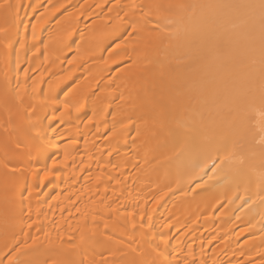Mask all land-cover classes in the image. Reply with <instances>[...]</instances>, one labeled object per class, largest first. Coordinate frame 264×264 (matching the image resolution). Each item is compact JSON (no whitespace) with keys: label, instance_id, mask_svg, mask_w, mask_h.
Masks as SVG:
<instances>
[{"label":"bare ground","instance_id":"bare-ground-1","mask_svg":"<svg viewBox=\"0 0 264 264\" xmlns=\"http://www.w3.org/2000/svg\"><path fill=\"white\" fill-rule=\"evenodd\" d=\"M29 1L37 3L38 0H13L14 11L11 12L8 0H0V45L5 47L0 50V110L5 116L0 115V152L4 156L0 159V202L12 184L15 190L6 201L19 196L24 188H28L34 198L38 189L49 191L58 178L66 175L61 181L66 188L62 193L58 190V199L52 201L51 207L42 212L39 206H30L27 214L33 213L38 220L50 212L62 214L68 210L65 217L68 219L72 215L74 218V212L69 213L70 198L99 194L100 200L111 202L101 204L103 202L96 196L101 202L102 209H99V201L90 197L97 206L90 200L82 203L86 206L82 216L88 220L90 230L93 229L91 225L97 226L92 221L99 225L106 219H115L117 224L113 230L119 234L123 230L117 222L118 208L115 203V207L110 204L121 197L129 202L137 192H133L131 184L125 180L118 183L116 174L123 177L130 163L138 161L140 156L130 151H123L122 159L107 156L119 149V143L114 144L120 136L126 138L130 133V128L124 131L119 122L127 123L128 118L138 117L134 136L144 148V170L154 190L144 199L142 193L138 200L146 204L148 198L155 199L153 208L144 211L145 204L140 207L141 213L135 220L149 219L154 224L164 213V219L168 215V219L177 222L174 234L183 231L180 234L183 242H168L167 235L154 238L155 233L169 230L172 227L169 223L153 230L148 239L151 223L142 226L134 220L128 227L132 226L131 230L139 233L133 235L137 241H127L133 234L130 230V236L124 231L120 234L121 237L129 236L125 242L126 237H120L123 241L119 242L114 232L104 236L102 242L105 245L117 242V249L113 250L126 251L132 264H264V12L260 0H156L153 8L160 15L154 19L155 23L148 19L150 5L146 0H131L126 8L127 14L132 15L130 34L125 42L115 46V51L104 54L106 47L125 31V27H120L99 44H92V38L99 37L92 32L80 34L76 43L81 62L93 58L99 61L86 66L89 77H100H95L96 73L112 67L110 63L115 66L123 61V67L114 71L110 80L101 82L98 93L92 92L95 86L90 85L91 78L86 87L84 83L73 85L50 103L47 112L32 113L29 117L34 134L24 142L21 136L23 112L43 103L37 100L39 85L32 82V75L38 68L34 64L40 54L37 44L42 42L41 35L45 31L33 25L27 33V23L19 14V6ZM108 1L95 0L98 10ZM134 10L144 11V14L130 13ZM165 13L167 17L162 18ZM91 15L96 29L104 27L109 20L99 13ZM69 26V20L61 22L50 38V50L45 49L43 53L52 51L55 57L62 54L68 43L65 30ZM74 37L75 32L72 33ZM25 57L26 61L19 60ZM24 64L26 67L21 71ZM65 83L58 85L57 92L68 84ZM115 90L119 104L114 103L115 95L106 100L105 94ZM132 98H135L133 105ZM85 99L94 108L86 120L81 121L75 115L83 111ZM61 102L62 112L56 114L55 108ZM58 122L65 126L60 135L66 143L61 145L56 129ZM157 142L161 143L158 147ZM33 150L49 153L51 158L42 156L37 165L14 157L16 152ZM103 150L108 153L104 155ZM119 161L120 164H116ZM27 175L29 182L25 184ZM161 202L164 203L162 209ZM20 206L13 208L5 203L0 217L12 214ZM159 206L165 212L159 209L156 212L159 215H153ZM86 209L96 211V216ZM40 220L35 223L41 231L44 227ZM72 220L66 223L70 229L68 226L67 231L62 229L68 232L64 233L65 237L61 235L63 231L59 236L53 234L55 231L49 234L51 229L46 232L44 228L47 234L42 231L43 236L37 237L34 243L54 247L72 240L74 225L69 222ZM125 226L122 227L125 229ZM200 227L203 230H199ZM142 228L144 232L140 233ZM236 228L241 229L234 235ZM9 229L0 230V237ZM27 231V236L32 234L31 230ZM23 236L26 240V235ZM239 236L252 237L240 243L237 242ZM183 244L186 250L180 254ZM193 246L196 248L192 249ZM207 249L211 252H200ZM103 250L110 251L108 246Z\"/></svg>","mask_w":264,"mask_h":264},{"label":"rangeland","instance_id":"rangeland-1","mask_svg":"<svg viewBox=\"0 0 264 264\" xmlns=\"http://www.w3.org/2000/svg\"><path fill=\"white\" fill-rule=\"evenodd\" d=\"M69 1H72V2H69ZM155 1L156 0H146V3L150 5V7H149L150 11L148 14V16H149L148 19L151 23H155L154 19H157L160 15L153 8V3ZM67 2H69L70 4H68ZM89 2H90V4H88ZM130 2H131V0H109L108 4L103 6L101 8V10H98L99 8H98V5L96 4L95 0H38L37 3H32L29 1L27 4L22 3L19 6V14L23 17L24 23L25 22L27 23V28H28L27 33L28 34L30 33L29 30L31 29V27L33 25H35V29L37 27V28H40L43 31H45L44 35H41L42 36L41 37L42 42L40 41L39 44H37L38 48L40 49V54L34 60V64L37 65L38 68L33 72V75H32L33 76L32 82H35L37 85H39V87L37 86L39 88L37 100H38V102L43 100V103L40 105L37 104L35 107L28 108V109L24 110V112H23V117L25 118V120L21 126L22 127V135L21 136H22V140L24 142L29 141V139H31L33 134H34V127L30 123V117H29L32 113L35 112L36 114H38L42 110L47 112L49 110L50 103L56 101L61 96H63L73 85H75V84L78 85L80 83H84L83 86L86 87L88 81L92 78V77H89V74H87L88 71L86 72V66L92 65V64H94V62L98 63L99 61H97V60L95 61L93 58L91 61L86 60V62L85 61L83 62V60H82V62H81L80 53L77 51V47H76V43L79 40L80 34H86V33L92 32V35L93 34L98 35L99 37L97 39H94V37L92 38L94 40V41H92V44H99V43L103 42L104 40L108 39V37L111 36L113 33H115L120 27H125V31L116 40H113L112 43H110L106 47L104 54L107 55L108 53L115 51V46L119 43L125 42L124 40H126L128 35L130 34V25L132 23V17H131L132 15H128L127 13H129V12L126 9ZM8 3L10 4V5H8V7L10 6V8H9L10 11L13 12L14 11V7L12 5L13 0H8ZM66 3H67V6H65ZM34 5L37 6L36 9L33 8V7H35ZM61 5H62V7L63 6L64 7L61 8ZM58 7H60V9H58ZM97 13L101 14L104 17H107L109 20H108V22H106L104 24V27L96 29V28H93V26H94L93 22L95 19H94L93 15H91V17H90L89 14H97ZM118 13H120V15H118ZM130 13H133L134 15L139 13V15H142V14H144V11L134 10V11H131ZM165 15H166V13L164 15H162L163 16L162 18L167 17ZM65 19L70 21V26L68 27V29L65 30V36H68V43H67L65 49L63 50L62 54H60L58 57H55V56H53L52 51L48 52L47 54L43 53V51L45 49L50 50V48H49V46L51 45L50 44L51 43L50 38H51V36H53L55 34L56 29L61 24V22ZM77 21H78V25H76ZM73 32H75L74 39L72 38ZM47 42H48V44H47ZM44 43H46L47 45ZM2 49H5V47L3 45H0V50H2ZM22 59H24L26 61V57L20 58L19 60H22ZM95 59H97V58H95ZM44 61H47V62H44ZM124 63L122 61V63H120L121 65L118 64L119 66L116 64L117 65V66L115 65L116 67L113 65L115 63H110V66H112V67H110L109 69L107 68L108 70L107 69L103 70V72H102V70H100L103 74L102 73L98 74V72H97L95 77H97V75H99L100 77L92 78L90 80L91 81L90 85L94 84L93 86H95L94 90L92 92L98 93L99 92L98 87L100 86L101 82L106 81L108 79L110 80L112 77H114L113 72L120 70L123 67L122 64H124ZM25 67H26V65L24 64L20 70L21 71L24 70ZM58 67H60V68L57 70ZM60 75H61V77H60ZM57 77H58V80L56 79ZM65 82L68 84L66 85ZM110 82L111 81H109V83ZM62 83L63 84L65 83L66 86H64V88L62 90L57 92L58 85H60ZM108 85L109 84H107V87H108ZM91 88H92V86H91ZM91 88H90V90H91ZM110 91H111V88H110ZM116 94H117V90H115L114 92H111V94H105L106 96H108L106 100L109 101L110 98L115 95L114 103L118 102V104H119V99H117ZM85 101H86V99L84 100L83 111H80L79 113H77V115H75V117L81 121H85L88 114L94 108L93 106H91L89 104V100L86 102ZM134 101H135V98H132V102H131L132 105L135 103ZM1 106H2V104L0 105V108H2ZM62 109L63 108H62V102H61L60 105H58V107L55 108V113L57 114V113L62 112ZM71 111H72V113H74V108H72ZM0 112H1L0 113V115H1L4 111L0 110ZM2 117H5L4 114H2ZM127 120H128L127 123H121L120 124V122H119V125H121L123 127L124 131L128 130L127 128H130L128 130V131H130V133L126 136V138L120 136V138L114 144V145H116L117 143H119L117 145V146H119L118 147L119 149L117 151H114V154L113 153L108 154L107 157L111 159V158L116 156L118 159H122L123 151H130V152L134 153V155L136 154V156H138V157L140 156V158H137L138 161H136L134 163H130V168H128V170L126 169V172H124V176H126V178H124V176L121 177L120 174L115 173L117 175L116 178L119 180L118 183L121 184V181L125 180L127 184H131L130 185L131 190H133V192H137V193L132 192L134 195L132 194L129 202L126 201L127 200L126 197H124V198L121 197L118 200L117 199L114 200V202L112 204L109 203L110 207L112 205H114V203L117 205V208H118L117 214H118L119 219H117V218L116 219H117V222L119 223V226H121V225L125 226V223H126L127 227L125 226V229H124V227L121 226L124 233L126 232L125 234H128V232H130L132 226L129 229L130 226L128 227V225L129 224L132 225L131 221H133V220L137 222L136 224H141L142 226H146V224L148 225V223H151V225L149 224L151 227H150L149 231L147 232L148 239L150 237L151 232H153V230L155 231V229L157 227L159 228V226L162 228V226H164V224L169 223L170 226H172V227L169 228V230L164 231L163 233H159V232L155 233L154 238H158L161 236L165 237L167 235L168 236V239H167L168 242H172V243L177 242L178 244H180L183 242L181 235H180L183 231L180 230V231H177L176 234H174L175 232L173 233L174 225H176L177 222L172 221L173 219H171V218L168 219V215H166L167 217H165V219L166 218L167 219L166 220L164 219V217L162 215L164 214L163 212H165V211L162 212V210H161L163 208L162 205H164V203H162V202H161L162 204L159 203L161 206V209L159 206L158 208L156 207L154 209L155 212H152L153 215H159V213H156V212H158L160 209L161 211H159V212L163 213L160 215V218H158V221H157L158 223L154 222V224H153V221L150 220L151 221L150 222L149 219H147V220L143 219L141 221L135 220L136 216L139 213H141V212H139L142 209L140 207H142L143 204H145L144 200L139 201L138 198H140L142 193H143L145 195L142 196V199H144L145 196L148 195V193L150 195L152 193V191L154 192V190H153V186L151 185L150 179L147 178L148 173H146L144 170V166H145L144 148L137 141L136 136H134L136 133V131H134V128L137 125L138 117L137 118H128ZM64 127L65 126L59 124V122L56 124V129L58 130V135H59L60 140H61L60 145L66 143V139L60 135V134H63V132H61V129H63ZM100 128H101V126L99 127V129ZM104 141H105V139L102 140L101 143H103ZM160 144H161L160 142L155 143L156 147H158ZM108 145L114 146L110 143H108ZM105 151L106 150H103L104 155H106L108 153L107 151L106 152ZM42 156H45L46 158H49V159L51 158V155L49 153H43L41 151H35V150H33L30 153L29 152H25L22 154L17 153V152L14 153L15 158L25 160L26 162L27 161L32 162V163H35L37 165L41 161ZM3 158H4V156H3L2 152H0V159L2 160ZM92 159L93 160L90 159L91 162H93L95 160L94 158H92ZM116 164H120V161H119V163H116ZM118 166L119 165H117V167ZM117 167H115L116 169L114 168V171H117L120 166L118 168ZM66 177L67 176L64 175V176H61L60 178H58V181L54 182V186H52L49 189L50 192L47 191L48 190L47 188L43 189V190L38 189V193L34 198L31 197V195L29 194V189L24 188L22 190V193L19 196L15 197L13 199H10V200L7 199V201H6V198H8L9 194L14 192V190H15L13 188V186H14L13 184H12L10 190H8L5 194H3L5 199H3L4 198L3 197L1 202H0V212L3 210L5 203H8L13 208L20 206V205L21 206L19 209H16V211L14 210V212H12V214L2 216L3 218L0 217V230L10 228L9 232H7V234H4L0 237V264H132L133 260H130V258H128V256L125 254L126 251H124V253H123V251L117 253L116 250H113V249H117L115 246L117 244V242L116 243L114 242L115 244H113V242H110L111 244L109 243L107 245H105L104 242H102V238L104 240V236H106V235L109 236V234L113 235V232H114L113 226L115 224H117L115 219H110V218L106 219L105 222L101 221V222H99L100 224L98 225L97 222L92 221V218H90L89 222L92 221L93 222L92 224L96 223L97 226H95V228H97V229L94 228V225H91V226H93V227H91V228H93L91 230L87 226L88 220L84 219L83 218L84 216H82V214H85L84 213L85 209H83V208H86V206H83L84 204H82V203H88L89 202L88 200H90V197H92V194L90 195V197H88L89 196L88 195L87 198H85V197L82 198V196H77V197L73 196L74 198L72 197L69 200L70 203H68V204H69V208L71 209V212L69 211V213L74 212V213H72L74 218L71 215V216H68V219H73V220L75 219L74 221L72 220L69 222H71V225L72 224L74 225V230L76 228V230H75L76 232L74 230H72L71 236H73V237L75 236L74 238L72 237V240L69 241V239H68V242H63L62 244L60 243V245L58 244L57 246H54V247H52L51 245L45 246V244H47V243H44V244H35L34 243L36 241L37 237L38 238L42 237L43 234L46 235L47 234L46 232H48L50 229H51V231H49V234L53 233L55 231L53 234H56V235H59L60 232H62L63 230H66L65 229L66 226H68L70 229V226L66 224V223H68V219L65 217V215L67 214L66 212L68 210H64L62 214H59L58 212L55 211L56 213L50 212L49 214L45 215L44 217H39L38 220H40V219L43 220V221L40 220L41 221L40 224L42 227L45 228V229L44 228L43 229L46 230V232L43 229H41V231H40L37 228L39 226V225L37 226L39 221L37 220V218H35L36 215L34 216L32 213L31 215H33L34 217L31 215H30L31 216L30 217L29 214H27V212L29 210L28 208L30 206H39L40 208H38V207L37 208L42 210V212H43V210H46L47 208L49 209L51 207V205L54 203V202L52 203V201H55L56 199H58V196H56V195H58V192L60 191V193H62L64 191V189L66 188V185L64 186V185H62L63 183H61V181H63L64 178H66ZM28 180H29V176L27 175L26 180H24V183L27 184L29 182ZM110 185H111V183H110ZM119 186L121 187V185L118 184V187ZM115 187H117V184L115 185ZM154 194L155 193L152 194L153 197H154ZM158 194H161V192H159ZM98 195L99 194L93 196L94 198L92 197L91 199H95L97 196V198L100 200L101 196L99 195V197H98ZM97 198H96V201H99V200H97ZM125 198H126V200H125ZM83 199L85 200V202H83L84 201ZM86 199H87V201H86ZM154 199H155V197L154 198L151 197L150 200H149V198L147 199V201H146L147 203L143 207L144 211H147L148 209L153 208ZM105 200H108V199H102L101 198L100 201L103 203H101L99 201V206L95 205L96 203H93V202H96L95 200L94 201L90 200V201H92L91 202L92 205L94 204L95 207L97 206L99 208V207H101V204H104V202H106V203L111 202V201L107 202ZM121 200L124 203L118 202ZM152 200H153V202H152ZM106 205H108V204H106ZM116 205H114L113 207H115ZM89 207H90V205H89ZM82 209H83V212H82ZM101 209H102V207H101ZM86 210L88 211V209H86ZM92 211H88V212L94 213ZM31 212H34V209L32 211V207H31ZM95 213H96V211H95ZM95 213H94V216H96ZM128 213H130L133 216L128 215ZM97 214H100V213L97 212ZM92 216H93V214H92ZM28 217H30V218H28ZM161 217H162V219H161ZM44 222H46V224H43ZM35 224H36V228L39 230V232H36L38 230L35 229V226H34ZM161 224H162V226H161ZM44 225H46V227ZM10 226H12V227H10ZM41 226H40V228H42ZM29 227H30V229H29ZM126 228H128L129 230ZM202 228L203 227H200L199 230H203ZM11 229H13V230H11ZM157 229H156V231H157ZM184 229H185V227H184ZM240 229L241 228H236L234 230L235 232L233 231V234L236 235L237 233H239ZM27 230H31L30 233L32 232L31 235L36 236L35 239L33 238V240H32L31 238L33 236L31 237L30 234H29V236H27L29 233ZM42 231H44V233ZM66 231L62 232V234H61L62 237H65L64 233H66ZM119 231H121V229ZM123 231L119 232V234H117V232H114V236L116 237V239L119 238V240L117 239L119 242L123 241V240H121V238L124 239V237H126V239H124V241H123V242H125V240L128 239L130 234H132L131 232L133 230H131L130 234H128L129 235L128 237L125 234H124L125 236L121 237L120 234L123 235ZM141 231L144 232V229L143 228L140 229V233H141ZM26 232H27V234H25ZM34 232H35V234H34ZM67 233H66V235H67ZM53 234H51V235H53ZM137 234H139V233H137ZM137 234H135V232L133 231V234L129 237V239L127 241H129V242L130 241L135 242V240L137 241V239H134V238H136L135 236ZM23 235H26V240H24ZM38 235H40V236H38ZM133 235H135V236H133ZM152 235H153V233H152ZM28 237L30 240L27 239ZM131 237H132V239H130ZM251 237L250 236H242V237L239 236L237 239V242L241 243V242H243V241H245ZM263 238H264V234H263ZM91 239L95 242H91L92 241ZM97 239H98V241H97ZM100 239H101V241H100ZM88 240H90V241H88ZM25 241H28L29 243L28 242L26 243ZM31 242H33V244H30ZM106 246H108V250L110 249V251L103 250V248ZM195 248L193 246L192 249H195ZM111 250L114 252H112ZM184 250H186V248L184 247V244H183V245H181L178 253L182 254V253H184ZM204 251L208 252V253L211 252L209 249L201 250L200 252L202 253ZM207 264H209V263L207 262Z\"/></svg>","mask_w":264,"mask_h":264},{"label":"snow or ice","instance_id":"snow-or-ice-1","mask_svg":"<svg viewBox=\"0 0 264 264\" xmlns=\"http://www.w3.org/2000/svg\"><path fill=\"white\" fill-rule=\"evenodd\" d=\"M260 8L264 12V0H260Z\"/></svg>","mask_w":264,"mask_h":264}]
</instances>
